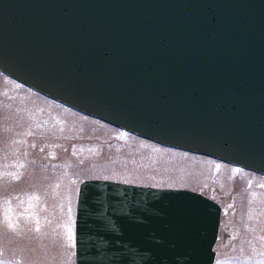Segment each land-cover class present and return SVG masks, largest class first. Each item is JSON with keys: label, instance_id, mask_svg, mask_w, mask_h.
Masks as SVG:
<instances>
[{"label": "water", "instance_id": "1", "mask_svg": "<svg viewBox=\"0 0 264 264\" xmlns=\"http://www.w3.org/2000/svg\"><path fill=\"white\" fill-rule=\"evenodd\" d=\"M0 70L168 147L264 174V0H0ZM201 193L81 184L78 264H213Z\"/></svg>", "mask_w": 264, "mask_h": 264}, {"label": "rangeland", "instance_id": "2", "mask_svg": "<svg viewBox=\"0 0 264 264\" xmlns=\"http://www.w3.org/2000/svg\"><path fill=\"white\" fill-rule=\"evenodd\" d=\"M89 179L200 191L225 207L216 264H264V176L142 139L0 72V264L73 263Z\"/></svg>", "mask_w": 264, "mask_h": 264}, {"label": "flooded vegetation", "instance_id": "3", "mask_svg": "<svg viewBox=\"0 0 264 264\" xmlns=\"http://www.w3.org/2000/svg\"><path fill=\"white\" fill-rule=\"evenodd\" d=\"M208 196V195H207ZM76 197H77V194H76ZM210 197V196H209ZM211 199H213L214 201H216L220 206H221V221H220V225H219V236H218V239H217V242H216V245H215V247L217 246V244H218V241H219V239H220V235L222 234V229H223V227H222V223H223V218H224V214H225V210H224V205L220 202V201H218V200H216V199H214V198H212V197H210ZM76 202H77V200H76ZM75 205V212H76V204H74ZM76 214L74 215V219H73V222H72V229H71V253H72V255H73V263H71V264H77V261H76V254H75V224H76ZM227 229H225V231L223 232V236H222V238H221V241L222 242H226V237H227V234L226 233H228L227 231H226ZM230 235V234H229ZM6 248L8 249L9 247L8 246H6ZM23 249V248H22ZM0 250H2V249H0ZM24 250V249H23ZM29 251L27 250V253H28ZM217 253V252H216ZM36 258H40V256L38 255ZM22 259V258H21ZM7 261H8V259H6ZM39 260L40 259H38L36 262H33L32 264H40L39 263ZM7 263H9V264H11V262H7Z\"/></svg>", "mask_w": 264, "mask_h": 264}]
</instances>
